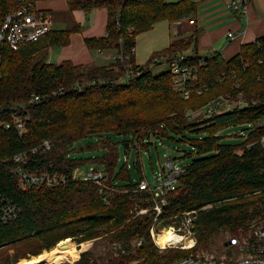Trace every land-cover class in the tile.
<instances>
[{
    "label": "trees",
    "instance_id": "trees-1",
    "mask_svg": "<svg viewBox=\"0 0 264 264\" xmlns=\"http://www.w3.org/2000/svg\"><path fill=\"white\" fill-rule=\"evenodd\" d=\"M28 1L35 5L46 0ZM66 2L70 12L89 13L101 8L107 11L105 36L85 39L84 44L87 49L111 51L120 58L85 73H78L80 65L69 60L47 63L49 48L68 46L71 34L80 30V25L71 30H52L17 51L0 43V194L20 210L15 221L0 225V249L36 241L40 249L32 254L36 256L67 238L81 244L107 235L111 242L123 245L142 240L140 256L144 264H168L204 246L220 231L234 232L248 219V208L254 202L245 194L264 192V147H247L258 140L262 131L240 146L220 145L215 134L225 126L264 116V36L242 45L231 58L217 53L200 57L196 52V28L187 39L170 43L158 53V58L167 56L163 63L154 58L152 66H138L134 59L136 35L159 22L195 18V2ZM19 4L18 0H0L1 20L16 11ZM189 48L194 52L185 56L188 64L196 68V80L187 87L188 99H183L174 92L167 67L156 75L152 70L160 64L167 65ZM127 72L130 77L121 81ZM219 96H227L233 102L240 96L246 106L233 107L227 114L197 115ZM185 109L192 116L186 115ZM12 114L22 119L24 133H18L11 125ZM6 124L10 125L8 129ZM182 131L205 133L206 137L193 143L200 157L186 166L175 190L166 193V205L158 220L170 224L174 216L197 211V245L159 256L148 238L157 199L149 191L139 189V183L145 180L141 152L149 149L152 137L161 139L169 132ZM112 134L128 137L124 142L135 146L137 180L126 164L117 171L120 152ZM91 137L97 138V147L104 150L101 158L87 162L103 169L105 188L101 192L92 182L73 178L74 171L83 164L69 157L75 143ZM45 141L49 143L48 150L42 146ZM124 142V152L128 154ZM18 154H24V160L14 163L12 158ZM16 168L34 175H57L64 180L54 187L22 190L13 172ZM206 205L211 207L203 210ZM143 209L147 210L145 214H137ZM88 256L82 253L76 264H91Z\"/></svg>",
    "mask_w": 264,
    "mask_h": 264
},
{
    "label": "rangeland",
    "instance_id": "rangeland-1",
    "mask_svg": "<svg viewBox=\"0 0 264 264\" xmlns=\"http://www.w3.org/2000/svg\"><path fill=\"white\" fill-rule=\"evenodd\" d=\"M165 1H170L168 3L176 2V0ZM58 16L61 18L60 14ZM58 16L56 15L54 18V27L57 29L61 27L57 24L59 20ZM177 27V25L163 21L155 24L150 30L136 35L134 54L135 64L138 66H152L151 63L154 58H158L156 57L158 56V53L166 49L170 43H177L181 39H187L188 34H182L185 30L188 31L190 28L192 29V32L194 30V24L191 21L186 22L184 26L185 28H183L184 30L182 28L178 29ZM82 49L83 46L81 45L79 39L73 40L72 44L66 51L65 49H62L64 50L62 52L66 55L72 52L74 55L73 61H75L76 65H80L78 73H85L94 67H106L114 60V53L111 51H103L104 53L99 54L98 52L90 49L80 51ZM188 53H191V48L188 50ZM163 56L156 60L157 63H163L165 61L167 56ZM67 59L72 58L68 57ZM165 65L166 64H160L153 67V74L156 75L164 72L166 70ZM121 81H123V78ZM185 113L188 116H192L190 110L185 109ZM204 113L205 108L200 110L197 115L203 117ZM248 128L249 124L247 122H239L221 128L216 132L215 136L219 137L220 145L240 146L245 142V139L242 136H246L248 134ZM111 137L115 143H118L120 152L117 171H119L123 165L126 164L128 168H131L130 172L134 180H137L138 174L136 168L134 167V164L137 161L136 148L129 145V152L126 154L124 152L123 142L126 141L128 137L115 134H112ZM205 137V133L195 134L188 131H182L180 134L169 132L167 137L161 139L152 137L150 139L151 146L148 150H143L141 152L140 158L146 182L151 187L155 186L156 176L161 172L163 164L167 158L176 159V166L178 167H185L191 164L193 160L199 158L200 156L197 154V149L194 147L193 143L200 141ZM97 142V138H87L75 143L70 149L69 157L71 159H76L83 164L77 170V175L82 176L83 174H86L92 167L102 168L101 166H96L93 163H87L91 159L101 158L104 155V150L101 147H97ZM155 145L157 148H155ZM87 146H91L94 149L86 150ZM81 148H84V151H81ZM142 211L144 212L141 214H145L147 210L143 209ZM179 216H174L170 224L166 223L167 226H169V228H173L175 231L177 228H180L181 220ZM245 225L246 221L243 222V224L240 225V227H238L234 232L227 230L220 231L217 235L209 238L204 246L192 250L189 254L199 256H220L226 257L228 260L231 257L235 258L237 254L233 249L225 248V244L232 237H239L241 240L249 238L251 233ZM161 226L164 229H162ZM153 228H157V232L151 234L150 231ZM167 228L168 227H164L163 223L158 220V222L151 225L148 230L150 245L156 249L157 255H164L166 251L171 250H190L180 249L181 245H191V243L187 244L189 242L188 240L182 243L179 242L180 244H174L172 247L160 249L158 245H156L157 234ZM106 236L107 235H103L98 239L86 241L81 244H77L76 241L67 238L64 241H60L52 250H43L36 256H33L32 254H34V252H39V244L36 241L27 240L23 243L0 249V264H76V262L80 260L82 253H87L89 255L88 258L91 264H144V258L140 256L141 245H136L138 240L134 239L123 245L122 243L111 242ZM196 245L197 244L195 243L193 248H196ZM157 264L163 263L159 262Z\"/></svg>",
    "mask_w": 264,
    "mask_h": 264
},
{
    "label": "built area",
    "instance_id": "built-area-1",
    "mask_svg": "<svg viewBox=\"0 0 264 264\" xmlns=\"http://www.w3.org/2000/svg\"><path fill=\"white\" fill-rule=\"evenodd\" d=\"M20 4L16 11L6 15L1 20L0 18V43L6 45L10 50L17 51L20 48L39 41L43 36L50 33L53 30L51 16L45 11L38 10L34 5H31L27 0H18ZM226 9L232 13H246V0H230L226 4ZM232 33L228 34L231 39ZM120 56H114L113 59H118ZM1 63V56H0ZM167 70L172 76V87L174 92L181 95L183 99H188L189 90L188 85L196 80V68L190 66L186 60L184 54H177L171 58L166 65ZM130 77V72H127L123 80H127ZM197 94L201 93L200 89L196 90ZM38 100L37 97L34 98ZM246 103L239 96L236 102L231 101L227 96H219L208 103L205 108L203 117H210L213 114L231 111L233 107L243 108ZM14 108L13 110H15ZM12 126L18 131V133H24V123L21 118L13 115L11 116ZM249 124V132L246 136H242L245 141L254 134H260L258 140H254L249 143L247 147L255 144H260L264 147V116L254 119ZM9 124L5 125L8 129ZM42 146L45 149H49V143L43 142ZM24 154L15 155L12 160L14 163H20L24 160ZM185 167L176 166V159L167 158L163 164L161 172L156 176V184L151 187L146 180L139 183V189L149 191L157 199L153 207L155 210L154 224L158 222V218L162 214V209L166 205V193L175 190L179 177L185 172ZM76 169L73 173L74 179H80L86 182H92L100 189L99 192L105 188L103 186L104 172L102 168L92 167L86 174L82 176L77 175ZM14 174L18 176L19 188L22 190H29L32 188H40L42 186L54 187L63 182V178L57 175L39 174L34 175L23 171L21 168L13 170ZM252 197L254 202L248 208V219H246V225L251 233V236L247 239H240L239 237H232L226 242L225 248L233 249L237 254L235 258L226 259V257L216 256H199L189 254L188 256L173 261L168 264H264V192L261 190H255L252 193L245 194V197ZM211 205H206L202 209H209ZM144 211H139L137 214H141ZM20 214L19 208L6 197L0 194V225H6L15 221ZM181 227L176 231L173 228L174 233L179 234L184 241L191 242V247L187 248L185 245H181L180 249H192L196 243V235L194 225L197 218V211H187L180 216ZM162 227V226H161ZM169 228V226H167ZM167 228V229H168ZM157 229V228H156ZM155 228L151 229V234L157 232ZM162 229H164L162 227ZM160 233V232H159ZM159 234H157V237ZM180 242V243H182ZM142 240L136 242L137 246H140ZM178 243V244H180ZM160 249L165 247H172L174 244L168 242L164 246L157 244Z\"/></svg>",
    "mask_w": 264,
    "mask_h": 264
},
{
    "label": "crops",
    "instance_id": "crops-1",
    "mask_svg": "<svg viewBox=\"0 0 264 264\" xmlns=\"http://www.w3.org/2000/svg\"><path fill=\"white\" fill-rule=\"evenodd\" d=\"M191 1L198 5L195 18H183L172 24L177 25L178 29H183L186 22H193L194 30L198 29L196 52L200 57H207L217 53L223 58H231L239 51L242 45L254 43L258 38L264 36V0H246V13L237 14H232L226 9L225 6L230 0ZM34 6L36 9L51 15L53 30H71L76 25L82 26L80 30L71 34L68 46L49 48L47 63L59 64L69 60L75 64L72 52L66 55L62 52L64 51L62 49L66 51L73 40L79 39L83 46L80 51H84V49L86 51L85 39L100 38L106 34L107 11L103 8L92 10L89 13L81 10L70 12L68 11L66 0L38 1ZM59 14L61 18L58 16ZM56 15L59 18L57 24L61 26L58 29L54 27ZM186 33L190 37L192 29L185 30L182 34ZM229 33L233 34L231 39L228 37ZM179 34L182 35L181 33ZM188 50L183 54L188 56ZM96 52L99 54L104 53L103 51ZM193 52L191 48L189 55L193 54ZM68 57L72 59H67Z\"/></svg>",
    "mask_w": 264,
    "mask_h": 264
},
{
    "label": "bare ground",
    "instance_id": "bare-ground-1",
    "mask_svg": "<svg viewBox=\"0 0 264 264\" xmlns=\"http://www.w3.org/2000/svg\"><path fill=\"white\" fill-rule=\"evenodd\" d=\"M183 240L184 239L180 237L179 234L177 235L176 233H174V231H172V229L170 230V228H168L159 233V236L157 237V244H159L160 246H164L168 242H170V244H177L179 242H182ZM190 243L191 242H188L187 244H190ZM186 247L190 248L191 245L186 246ZM25 264H35V263H25Z\"/></svg>",
    "mask_w": 264,
    "mask_h": 264
},
{
    "label": "water",
    "instance_id": "water-1",
    "mask_svg": "<svg viewBox=\"0 0 264 264\" xmlns=\"http://www.w3.org/2000/svg\"><path fill=\"white\" fill-rule=\"evenodd\" d=\"M227 113H231V111H226L224 112V114H227ZM124 147L126 148V151H129V144L128 143H124ZM133 148H135V146H132ZM91 149H94L93 147L91 146H87L86 147V150H91ZM81 151H84V148H81ZM164 227H167V224L166 223H163ZM227 244H225L226 246Z\"/></svg>",
    "mask_w": 264,
    "mask_h": 264
}]
</instances>
